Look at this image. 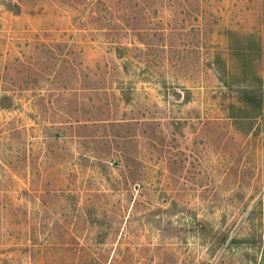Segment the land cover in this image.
Instances as JSON below:
<instances>
[{
    "label": "rangeland",
    "instance_id": "1",
    "mask_svg": "<svg viewBox=\"0 0 264 264\" xmlns=\"http://www.w3.org/2000/svg\"><path fill=\"white\" fill-rule=\"evenodd\" d=\"M0 264H264V0H0Z\"/></svg>",
    "mask_w": 264,
    "mask_h": 264
}]
</instances>
